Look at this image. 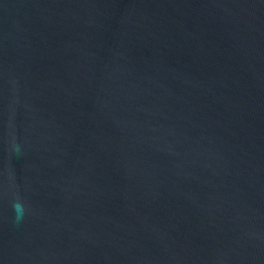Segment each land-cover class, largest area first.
I'll use <instances>...</instances> for the list:
<instances>
[{
  "label": "water",
  "instance_id": "water-1",
  "mask_svg": "<svg viewBox=\"0 0 264 264\" xmlns=\"http://www.w3.org/2000/svg\"><path fill=\"white\" fill-rule=\"evenodd\" d=\"M0 264H264V0H0Z\"/></svg>",
  "mask_w": 264,
  "mask_h": 264
},
{
  "label": "clouds",
  "instance_id": "clouds-1",
  "mask_svg": "<svg viewBox=\"0 0 264 264\" xmlns=\"http://www.w3.org/2000/svg\"><path fill=\"white\" fill-rule=\"evenodd\" d=\"M13 208H14V211H16L18 214H23L24 212L23 205L18 202L13 205Z\"/></svg>",
  "mask_w": 264,
  "mask_h": 264
}]
</instances>
